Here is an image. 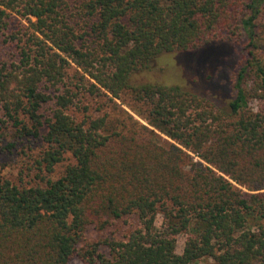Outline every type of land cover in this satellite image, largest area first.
<instances>
[{
	"label": "trees",
	"instance_id": "1",
	"mask_svg": "<svg viewBox=\"0 0 264 264\" xmlns=\"http://www.w3.org/2000/svg\"><path fill=\"white\" fill-rule=\"evenodd\" d=\"M230 39L244 63L226 107L186 85L132 83L165 54ZM0 41V151L44 146L40 182L0 175V264H264V108H250L264 103V0H0ZM74 66L91 95L130 91L150 129L72 117ZM129 217L127 239L81 246L88 225Z\"/></svg>",
	"mask_w": 264,
	"mask_h": 264
},
{
	"label": "rangeland",
	"instance_id": "2",
	"mask_svg": "<svg viewBox=\"0 0 264 264\" xmlns=\"http://www.w3.org/2000/svg\"><path fill=\"white\" fill-rule=\"evenodd\" d=\"M72 6L71 22L76 27L77 33L82 35L87 31L85 21L81 17L78 6L75 4ZM241 44L242 42L239 44L236 39H230L195 51L165 54L162 60L160 58L152 64L151 69L137 74L132 83L135 85L143 83L186 85V88L199 96L212 100L217 106L226 107L235 95L236 74L244 63V52ZM86 45L88 44L86 43ZM0 53L8 55L10 49L0 44ZM69 75L70 77L76 76L72 82L67 79L68 87L76 94L75 106L69 111L76 120H83L86 114L93 117L108 115L109 120L117 127L126 130L131 128L142 130L140 125H143L150 129L145 120V107L138 105L133 100L130 91H125L121 100L114 99L113 102H109L106 98L91 95L87 91L88 82L91 80L88 76H84V83L81 82L80 77L84 74L80 69L77 70L74 66ZM84 107H87L88 110L86 111ZM250 108L254 111L262 110L264 103L254 101L250 104ZM156 132L163 141L171 142L164 134L159 131ZM43 149L41 140L29 139L19 142L12 152L0 151V175L15 184L22 182L24 185H34L36 182H40L37 178L39 171L33 164ZM72 162V160H68L60 165L52 177L54 179L60 177L66 165ZM162 222V215H158L157 226H161ZM137 224L138 221L135 217H129L111 220L104 228L88 225L81 246L110 238L125 240L137 227ZM184 246L185 236L178 237V254H182ZM100 250L109 256L110 252L107 247L101 246ZM70 264L84 263L79 259H74ZM197 264H214V262L212 259H204Z\"/></svg>",
	"mask_w": 264,
	"mask_h": 264
}]
</instances>
